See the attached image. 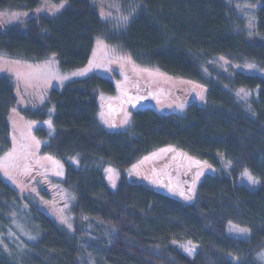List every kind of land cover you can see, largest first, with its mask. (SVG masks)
Segmentation results:
<instances>
[{
	"label": "trees",
	"instance_id": "16d2710c",
	"mask_svg": "<svg viewBox=\"0 0 264 264\" xmlns=\"http://www.w3.org/2000/svg\"><path fill=\"white\" fill-rule=\"evenodd\" d=\"M43 0H0V12L30 11ZM65 7L54 16L31 17L0 28V54L43 62L62 70L85 66L95 39L119 45L140 66L195 81L207 88L204 105L191 101L183 115L137 110L127 130L106 129L99 97L114 95L111 78L97 74L63 87L36 90V108H21L32 120L52 116L43 128L42 152L62 161L59 185L75 196L73 231L32 207L36 239L14 253L18 191L0 175V264H262L264 248V0H135L134 17L110 28L90 0H50ZM224 59L228 65L219 62ZM252 64L261 74L237 66ZM18 102L13 82L0 74V156L11 148L9 116ZM165 147L208 163L192 203H185L124 174L115 188L103 168L122 172ZM78 157V166L71 160ZM249 172L252 189L239 183ZM247 228L246 238L228 233ZM194 247L187 255L180 244Z\"/></svg>",
	"mask_w": 264,
	"mask_h": 264
},
{
	"label": "rangeland",
	"instance_id": "374dc122",
	"mask_svg": "<svg viewBox=\"0 0 264 264\" xmlns=\"http://www.w3.org/2000/svg\"><path fill=\"white\" fill-rule=\"evenodd\" d=\"M90 1L114 30L125 28L138 7L135 0ZM226 1L238 5L245 4L248 0ZM65 5V2L57 4L43 0L34 10L0 12V28L24 22L31 17L54 16ZM219 62L229 64L224 59H219ZM237 67L264 74L256 71L252 64ZM0 74L13 82L18 98L17 106L9 116L11 148L0 156V175L18 191L21 198L15 208L14 228L8 231L6 237L8 246L14 253L19 252L24 241L36 239L32 207L46 212L70 232L73 231L75 219V196L58 183L64 178L65 165L57 158L42 152L41 146L45 139L37 135L39 128L53 133L52 116L44 121L32 120L24 117L19 110L36 108L38 103H42L44 98H36V90L61 88L70 81L92 74L111 78L116 92L114 95H100L98 116L106 129L114 131L127 130L133 113L140 109L152 108L162 114L183 115L189 102L196 101L204 105L207 101V88L203 85L168 75L155 68L140 66L128 51L119 45L107 43L102 37L95 39L90 59L81 68L62 70L55 57L37 63L14 60L0 54ZM78 162V157L71 160L76 166ZM216 173L218 170L208 163L172 147L151 152L123 172L111 166L103 168L104 177L112 188L117 186L124 174L129 180L147 184L185 203L194 202L204 177ZM239 183L254 189L258 180L245 172ZM228 233L239 238L250 235L247 228L233 224L229 226ZM179 246L190 257L195 255L194 247L188 243ZM256 256L264 264V248Z\"/></svg>",
	"mask_w": 264,
	"mask_h": 264
}]
</instances>
